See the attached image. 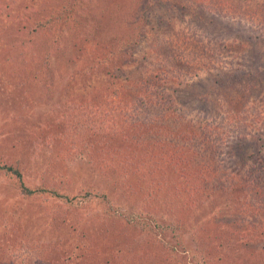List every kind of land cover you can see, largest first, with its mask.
Returning a JSON list of instances; mask_svg holds the SVG:
<instances>
[{"label": "rangeland", "instance_id": "374dc122", "mask_svg": "<svg viewBox=\"0 0 264 264\" xmlns=\"http://www.w3.org/2000/svg\"><path fill=\"white\" fill-rule=\"evenodd\" d=\"M0 8V164L45 190L30 197L0 174V264H166L164 246L172 264H194L196 232L212 264H264V161H240L251 143L264 158V0ZM63 8L75 18L28 34ZM87 103L97 123L84 142L111 121L100 168L57 141ZM146 126L158 145L144 157L133 148Z\"/></svg>", "mask_w": 264, "mask_h": 264}, {"label": "trees", "instance_id": "16d2710c", "mask_svg": "<svg viewBox=\"0 0 264 264\" xmlns=\"http://www.w3.org/2000/svg\"><path fill=\"white\" fill-rule=\"evenodd\" d=\"M2 12H3V10H2V8H0V15L2 14ZM74 15H76V12H73L72 10H70L68 8H63L62 12L59 13V15H55L53 13H50L47 16H45L44 19H41L40 21L34 22L35 24H34L32 30L28 34L34 35L38 32L40 33V32L47 31L50 28V24L53 21L58 20L60 18H61V21H63L65 24L69 23L72 18H75ZM141 35H143V34L141 33ZM37 60L39 62H41L43 59L38 58ZM37 60L35 59V63L37 65V68L40 69L41 72L47 71V68L44 66L45 62H43V63L41 62V64H40V63H37ZM262 95H264V93L262 91H260V90L257 91V98H263ZM160 104L161 103H158V105H160ZM92 107H93V105L91 103H87L86 112L84 113V115L83 114L82 115H79V114L74 115V116H76V118L74 117L75 122L77 120V123H76V125H77L76 132L77 133L74 132V134L72 136H69L65 133L64 136L57 138L58 139L57 141H58L59 145L62 146V149L60 151L61 153H62V151H63V153L66 151L70 152V153H72V151H75L76 153H74L73 155L82 156V157L84 156L86 158L85 161L87 164H91V165L92 164H98V167L100 168L103 165H105V166L110 165V163H108V161H109L108 157L111 154V151H110L111 141H113V139H111V132H109L111 130L110 126H109L111 121H107V122L102 121L101 122L104 125V127H102V128H105V131L107 132V134H104L100 140L89 139L88 141L84 142V140H86L85 138H83V137L79 138L78 137L79 135L84 136V134H86V136H89L91 138V136L88 133L92 132V131H96V123L97 122H96V117H93V115H91V113L93 112V111H91ZM251 109L255 113V110L257 109V107L254 103H253V106ZM167 112H169V111H167ZM258 115H260V117H262L261 113H258ZM163 117L165 119H167L166 113L163 114ZM238 119L245 120L243 118H238ZM241 126H242V128L244 127L245 130L248 127V125H241ZM153 127H154V129H157L158 127H160V125L155 124V125H153ZM140 129L141 128H138L137 135H139V132H141L143 137H139L138 140H137V138L136 139L134 138L135 148H133L132 145L130 147H132L133 150L138 152L139 154H141V150H143L144 152L142 151V155H144V157L149 156L147 154L148 152L150 154H151V152H156V150H157L156 147L158 145V142L156 141V139H154L153 136H150V134H148L149 133V127L148 126L143 127V129H141V130ZM142 130L146 131V133L143 132ZM69 138H70V140H69ZM73 139L74 140L79 139V142L75 143L76 142L75 141L72 143V141H74ZM259 142H261V140ZM237 145L239 148L244 146L240 142ZM262 147H263V145H260V148L257 149L254 146V143H251V145L249 146V149L251 152L245 153V151H244L241 154L240 161L242 160V164L247 163V159H253V158H256L257 160L259 158H261L264 161L263 155L261 154V151L263 149ZM135 158H136L135 164H137L138 163L137 156ZM68 161L65 160L63 154L57 159V162H60L61 166L62 165L65 166L66 162L68 163ZM67 168H68V166H67ZM0 174H2V176H6L9 179L15 180L16 183H17V180L19 179V188L22 190V192H25V194L29 195L30 197H34L33 195L36 192L37 193H44V191H45L44 188L32 189L31 187L27 186V184L22 179L23 178L22 173L18 169H15L13 166H9L6 164H0ZM17 177H19V178H17ZM183 177L185 178V176H183ZM44 182L48 183V180L45 179ZM42 185H46V184H42ZM187 185H188V183L186 180V186L185 187L188 188L189 185L188 186ZM52 190H53L52 193L57 195V196L63 195L65 197H68L65 192L60 193L61 191L58 189H52ZM132 190H134V188H132ZM132 190L130 189V192H132ZM46 191L49 192L48 190H46ZM238 214L240 215V217L245 216L240 211L235 212L234 215H238ZM198 236H200V235H199V233L196 232L194 235V239H195L198 246H197L196 252L191 257V260L194 262V264H212V262L209 259H207V255H208L207 248H205L204 245L202 246V244L199 243ZM141 247L142 246H140L139 248H141ZM162 251L164 254L170 252L168 254V256L165 258V263L166 264H172L173 259H172V255H171V253H172L171 249H169L167 246H164L162 248ZM173 255L175 257H177L176 254H173Z\"/></svg>", "mask_w": 264, "mask_h": 264}]
</instances>
